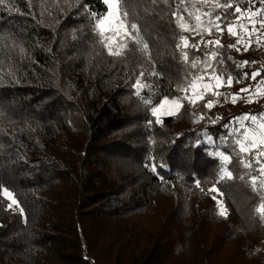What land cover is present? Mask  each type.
Instances as JSON below:
<instances>
[{"label":"trees","instance_id":"16d2710c","mask_svg":"<svg viewBox=\"0 0 264 264\" xmlns=\"http://www.w3.org/2000/svg\"><path fill=\"white\" fill-rule=\"evenodd\" d=\"M216 4L211 18L223 14L224 31H201ZM92 12L107 8L101 0L0 4V264H264V160L241 150V131L227 134L233 118L264 112L252 97L264 65L253 33L238 29L250 31L264 0H121L124 27L108 28L104 42ZM181 37L195 45L184 49L187 61ZM216 40L221 47L208 44ZM124 41L119 56L105 47ZM212 52L225 83L190 102L193 85L211 82L196 78L211 74ZM165 98L180 107L156 118Z\"/></svg>","mask_w":264,"mask_h":264},{"label":"snow or ice","instance_id":"6c2138e0","mask_svg":"<svg viewBox=\"0 0 264 264\" xmlns=\"http://www.w3.org/2000/svg\"><path fill=\"white\" fill-rule=\"evenodd\" d=\"M102 3H104L105 5H107L108 7V12H107V16H110L112 18H114L117 22V24L123 28L124 27V20L126 19L127 17V12H121V0H101ZM153 2H155V0H153ZM4 3V0H0V4H3ZM221 7V5H213V7L211 9H209V11L207 13L204 14L205 16V22L208 24V28L207 29H201V31H208L209 34L211 33V30L212 28H215L217 31L219 32H223L224 29L221 27V21H222V15H216L215 18H211V13L214 12L217 8ZM232 5L231 4H225L223 5V8L225 9V12H227V9L231 8ZM236 13H241V9L239 7H236L235 8V12L232 13L233 15H235ZM260 13L259 12H253L251 13V16H257L259 15ZM91 15L94 17V18H97L99 16L98 13L96 12H92ZM175 15V14H174ZM244 14L241 13V16L237 18V23L239 22V19L243 18ZM105 16H99V18L96 20V29H97V32L98 34L102 37V42H104L107 37H105V31L106 30H109L111 31L112 29H104L103 28V24H104V20H105ZM183 16H178L177 17V23L179 24V27L184 30V31H188L189 28H188V25L183 23ZM196 21H197V28H199L200 24L202 23V20H201V16L197 15L196 16ZM131 29L133 31H136L137 30V25L135 23L131 24ZM261 27H264V21L261 22ZM227 31L230 35L232 36H236L237 33L235 31V24H230V25H227ZM245 31L247 32V29H245ZM256 31V27H255V22L253 21V24H252V32H255ZM249 35V37L251 36L252 33H247ZM125 35H129V33H127V31H125ZM244 42V37L241 36L238 40H237V44H241ZM208 44H214L217 48L221 47V44H220V41L219 40H216V41H209ZM206 47L208 46L207 44L205 45ZM105 47H108L109 49V54L111 55H115V56H119L122 54V51L124 48L127 47V41H124L116 50H113L107 43H105ZM178 48H180L181 50V54H182V59L187 61L188 60V54L187 52L184 51L185 48H188V47H195V45H189L188 44V40L187 38L185 37H181V43L177 45ZM229 47H236V45H230ZM144 48L146 49L147 48V45H144ZM197 50H199L197 48ZM239 50V49H237ZM218 56V53L217 52H212L209 56V59L204 62V68H205V71L207 72L208 69H212L211 71V74L210 75H207V76H199L196 78L197 81H201V80H204L205 78H207V80L209 81H215V84H212V83H206V84H203L202 86V89L200 91H196L195 90V87L193 85V95L196 96L197 98H200L202 99L204 94L206 92L209 91V89L211 88H216V87H219L220 85L224 84L225 81L222 79V75H217L216 74V71L215 69L213 68L212 66V63L211 61L213 60H216ZM200 63L199 61H194L192 63V68H196L197 67V64ZM220 63L222 64L223 61L221 60ZM242 64L246 65L248 64L247 61H244L242 62ZM155 75V73H153ZM243 79H248L249 77V73L247 72H244L243 74ZM260 73L259 71L257 72H254L251 74V77L252 79H255L257 76H259ZM141 76H143V73H141ZM232 82H233V78L231 76H229L228 80L226 81L227 85L228 86H231L232 85ZM237 82H240L239 78H237ZM136 87L137 88H140L142 87V85L140 84L139 81L136 82ZM187 91V90H185ZM250 90L248 88H245V89H241V92L239 94H234L233 95V98H232V102L235 103L236 100L238 98H240L241 94L243 93H247L249 92ZM139 94V93H137ZM213 95H218V93L216 92H213L212 93ZM165 101L167 102V98H165ZM190 102H194V101H191ZM249 102H251V100H249ZM173 104H178L179 101L178 100H173L172 101ZM213 103L211 101H209V103L206 105V107H208L209 109L211 107H213ZM159 111L158 109L154 110L153 114L155 115L156 112ZM260 116H264V113H261ZM257 120H258V116L256 114H251V113H244V114H241L239 117H235L233 118L232 120L229 121V124H233L235 123L237 127H235L234 129H232L231 131H229L227 134L228 135H234L238 132H240L241 129H246V125H245V121H248L249 123L251 124H256L257 123ZM159 122V120L157 121ZM225 129L228 128V125H225L224 126ZM261 127H264V124L261 125ZM244 139L247 140L248 139V135L247 133L245 132V135H244ZM237 143H239V141H237ZM241 150L243 151V146H241ZM219 155V154H218ZM223 159L225 161H227V157H223ZM257 159V162H259V156L256 158ZM245 167H250V165H245ZM153 171H155V166H153ZM229 177L231 176V173H226ZM261 176L264 177V168L261 169ZM221 179H223V176L221 177ZM256 180L257 178H253V185H255L256 183ZM261 186L264 187V181L261 182ZM212 191H215V189H211ZM5 195H11L10 193H7L5 192ZM213 199H215V197H213ZM261 211H264V208L261 209ZM220 215H224V211H221L220 212Z\"/></svg>","mask_w":264,"mask_h":264},{"label":"rangeland","instance_id":"374dc122","mask_svg":"<svg viewBox=\"0 0 264 264\" xmlns=\"http://www.w3.org/2000/svg\"><path fill=\"white\" fill-rule=\"evenodd\" d=\"M105 6H106L107 12H108V7H107V5H105ZM107 12L105 15L106 18L104 20L103 28L108 29L111 27H116V23H117L116 20L110 16H107ZM260 14L257 15V17L255 19H253L249 22V26H250L249 30L250 31L246 32L245 31L246 28L241 24H240L238 29L240 30V32H241V30L243 32H245L246 35H248L247 33H249V32L253 33V37H254L253 42L258 49V52H259L261 59H262V63L264 65V37H263L264 36V27H261V22L264 21V14H261V15ZM253 21L255 22V27H256L255 32H252ZM244 42H243L244 47H247L251 43L250 40L249 41L244 40ZM208 83L215 84V81L213 80V81L208 82ZM203 84H206V83L201 82L195 88V90L200 91L202 89ZM221 86L222 85H220L219 87H216V88H211L206 93H213V92H215V90H218ZM252 97L255 98L256 100L259 99L261 102V105L264 106V83H263V85L260 86L259 89H257L256 94L253 95ZM190 99H191V101H196L200 98H197L196 96L191 94ZM173 100H178V99H173ZM173 100L167 99V102H166L165 99H163L162 102L160 103V105L156 108L159 111H157L154 116L156 118H162V117H166V116H169V115L177 112V110L180 107V102L178 104H173L172 103ZM260 118H261V120L258 119L256 124H251L248 121L244 122L246 125V129L240 130L242 132V139H241V142L239 143V145H240V148H241V146H243L244 152H248V153L253 154L255 159L259 156V160L260 159L264 160V127H261V125L264 124V120H263L264 116H260ZM245 132L248 135L247 140L244 139ZM262 166H264V163L262 164ZM213 192H214V197H215L214 201L217 204V206L219 207L220 212L224 211L220 194L216 190ZM13 204H14L13 200L10 199V206H13Z\"/></svg>","mask_w":264,"mask_h":264}]
</instances>
